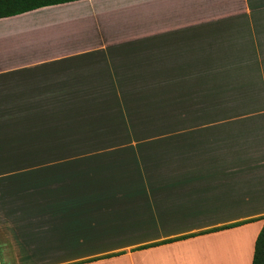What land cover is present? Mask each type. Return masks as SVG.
<instances>
[{"label": "crops", "instance_id": "obj_1", "mask_svg": "<svg viewBox=\"0 0 264 264\" xmlns=\"http://www.w3.org/2000/svg\"><path fill=\"white\" fill-rule=\"evenodd\" d=\"M225 2L232 52L176 61L192 20L225 16ZM145 65L169 72L186 111L216 91L262 86L264 98V0H75L0 18V264H252L264 103L177 127L182 137L150 139L144 152L64 153L82 133L102 139L114 117L132 123L156 82Z\"/></svg>", "mask_w": 264, "mask_h": 264}, {"label": "rangeland", "instance_id": "obj_2", "mask_svg": "<svg viewBox=\"0 0 264 264\" xmlns=\"http://www.w3.org/2000/svg\"><path fill=\"white\" fill-rule=\"evenodd\" d=\"M223 10L225 16L218 19L192 20L191 39L190 45L185 51L186 56H181V59L177 58L176 61H222L223 53L230 54L232 52L231 47L233 46L231 43L238 41L231 38L233 21L231 19L232 6L229 2L224 3ZM218 30L219 32H217ZM144 67L143 80H156V82L147 83L150 84V87L146 88L145 91L149 97L144 98V103L138 104L136 116L130 114L134 118L132 123L126 125L127 118L125 116L114 117L110 123L112 127L106 130V135L102 133V139H92L93 135L90 134L89 136L82 133L80 137L83 138H79L78 144L74 147H65L64 153L87 156L91 154L110 153L120 155L135 153L136 149L144 152L151 148L150 145H147L150 142H146L150 139L167 138L174 136L173 134H176V137H182L184 130L177 127H186L185 124L199 119L204 121H229L235 115L230 113L233 108L238 106H261L264 103L262 86L251 90L252 97L235 96L231 89L224 93L216 91L213 97L208 98V108L205 107L202 111H196L200 108H190L189 111H186V109H181L178 103H175L180 98L179 90L170 93L166 88L167 82H165V79L171 78L169 72L166 71L162 74L161 72H153L151 66L145 65ZM209 74H216V72H209ZM214 83H209V89ZM152 84H154V87ZM129 87H132L130 83L127 86L122 83H113L112 89L113 92L127 95V90H132ZM152 90H155V94H152ZM131 109L128 107L129 111ZM140 139L144 140L137 141L138 145L134 146L133 140ZM92 141L95 142L90 143ZM7 262L11 264L13 259H2L3 264Z\"/></svg>", "mask_w": 264, "mask_h": 264}, {"label": "trees", "instance_id": "obj_3", "mask_svg": "<svg viewBox=\"0 0 264 264\" xmlns=\"http://www.w3.org/2000/svg\"><path fill=\"white\" fill-rule=\"evenodd\" d=\"M70 1H75V0H0V18L16 15L25 11L40 8L42 6L53 5L63 2H70ZM260 218L264 220V215H262ZM255 219L256 218H252L246 221H251ZM243 222L245 221H241L238 224H241ZM115 254L118 253L108 254L107 256L115 255ZM97 258H90L80 262L94 260ZM252 264H264V222L255 240Z\"/></svg>", "mask_w": 264, "mask_h": 264}]
</instances>
